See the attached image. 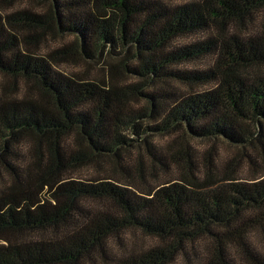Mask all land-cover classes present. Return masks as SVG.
Listing matches in <instances>:
<instances>
[{
	"label": "trees",
	"instance_id": "1",
	"mask_svg": "<svg viewBox=\"0 0 264 264\" xmlns=\"http://www.w3.org/2000/svg\"><path fill=\"white\" fill-rule=\"evenodd\" d=\"M20 1L0 0V264H264V0ZM203 139L255 155L219 169ZM103 159L122 178L72 177Z\"/></svg>",
	"mask_w": 264,
	"mask_h": 264
},
{
	"label": "rangeland",
	"instance_id": "2",
	"mask_svg": "<svg viewBox=\"0 0 264 264\" xmlns=\"http://www.w3.org/2000/svg\"><path fill=\"white\" fill-rule=\"evenodd\" d=\"M175 2H182L183 0H174ZM38 7H41V2L39 0H21L18 2L14 8H29L33 10H37ZM193 38H183L181 41H191ZM61 40H65L68 44L72 42V36H66L60 39H48L45 43L41 44L40 46V53H45L47 51H50L49 49L55 48L57 46L58 42ZM103 62H88V63H82L79 64H73V63H66L61 62L58 66V69L63 73H88V77L95 78V77H102L103 73L106 72V67H104ZM205 66L201 62L197 63H189L186 65H181V68L185 69H194ZM5 80L4 78L0 77V82ZM123 81H134L133 79H123ZM201 88V86L197 87ZM171 139L170 135H164L159 136L155 139L156 142H158L161 146L167 147L168 141ZM195 145L198 148L199 153H202L204 151H208L211 146L215 145L218 149L217 155L215 156L216 162H218L219 169L229 168L230 164L232 163L233 158H237L236 156L242 155L244 152H250L253 155H255V151L251 149V147H247L246 149H243L241 147L232 146L226 143V141L217 139L216 141H213V139H203V140H195ZM244 154V153H243ZM244 158V157H243ZM148 159V157H145V160ZM93 165L87 166L85 168L78 169L77 171L72 172V177L76 179H85L89 178L94 175H114V177L120 179L122 178L121 174L122 172L115 169V164L111 159H103L101 161H97L94 163H91ZM237 174L239 177H248L250 176V171L247 169V166L245 165V161L241 162V165L237 167ZM140 184V183H139ZM124 239L127 242L128 245H134L137 247H140L141 245L148 244L151 242V238L145 237L141 235L139 232H130L124 235Z\"/></svg>",
	"mask_w": 264,
	"mask_h": 264
}]
</instances>
